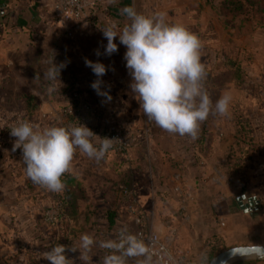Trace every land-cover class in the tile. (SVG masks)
<instances>
[{
  "label": "crops",
  "instance_id": "0c3cea01",
  "mask_svg": "<svg viewBox=\"0 0 264 264\" xmlns=\"http://www.w3.org/2000/svg\"><path fill=\"white\" fill-rule=\"evenodd\" d=\"M104 3L107 14H100V26L87 24L78 34L76 44L80 45V49L66 47L41 51L35 48L41 42L59 46L58 37L48 28L49 3L0 0V87L14 71L24 70L29 55L40 56V59L53 53L59 59L63 58L57 60L56 65H65L60 70L59 80L53 82L56 91L49 93L50 82L46 84L44 93L33 90L39 94L31 92L30 106H24L21 99L19 107L12 110L0 97V250L13 248L17 251L20 261L16 264H50L44 255L52 246L63 244L70 249L79 242L82 234H91L97 241L114 238L121 227H126L130 233L143 227L161 236H169L172 249L177 254L189 256L193 264H201L206 259L208 249L220 238L235 241L230 247L251 244L244 240V235L257 233L256 227L251 229L245 223L254 226L251 222L262 210V196L253 191L249 179L246 181L238 176L226 180L220 175L221 165L242 137L238 131L241 125L237 122H242L243 116L240 111L238 116L231 111L242 103L241 100H231L226 117L210 114L200 124L201 129L192 144L184 145V137L168 133L144 116L130 87L132 82L119 75V68L111 65L97 48H87L85 45L88 34L83 32L87 28L102 30L113 23L118 27L124 24L128 20L122 14L124 7L132 6L138 12L145 8L165 9L166 19L170 21L172 17L168 18V10L205 9L210 7L209 2L104 0ZM101 36V46L105 48L108 41L104 33ZM216 38L222 42V47L216 46L219 54L215 55L212 54L213 48H208L207 60L202 61L206 72L214 74L218 68L229 71L236 61V73L249 83L259 85V101L256 111L251 114L256 128L264 127V65L256 60L259 54V29L241 37L250 42L255 39L251 49H245V44L236 36L231 38L234 43L229 44L233 47L234 56L225 55L228 44L225 36H208L209 41ZM77 54L82 60H76ZM85 60L105 65L107 71L99 78L102 81L100 87L108 92L111 100L98 95L91 87L98 77L91 68L86 67ZM67 83L71 85V90L78 91L82 105L93 108L104 119H112L125 129L134 142L125 157L109 151L99 162L77 150L72 170L62 176L64 190L54 193L34 184L26 176L20 150H13L16 137L11 135V128L7 124L20 117L40 127L63 126V114L73 111L70 92L64 90ZM243 86H246V81L238 83L234 79L228 80L222 87L219 99L225 93L231 97H242ZM84 125L101 137L104 124L88 121ZM255 132L256 137L261 138L264 155V128L260 136L259 129ZM261 162L264 163L263 160ZM123 190H127L128 195H123ZM57 195L66 203L71 200L74 207L66 212L60 226L52 232L42 224L41 215L47 206L57 201ZM242 207L248 211L245 212ZM206 213L218 217L222 224L215 221L216 225L212 226L204 218ZM58 230L65 234L62 242L56 237ZM69 232L75 235L69 236ZM14 234L18 240L12 243ZM93 253V264H100L107 250L96 246ZM66 255L74 264H81L78 250L67 251ZM128 261L134 263L137 259L129 258Z\"/></svg>",
  "mask_w": 264,
  "mask_h": 264
},
{
  "label": "clouds",
  "instance_id": "9594fccd",
  "mask_svg": "<svg viewBox=\"0 0 264 264\" xmlns=\"http://www.w3.org/2000/svg\"><path fill=\"white\" fill-rule=\"evenodd\" d=\"M122 14L128 19L122 29L115 23L103 29L108 41L105 54L118 51L114 39L119 37L120 44L126 48L124 59L132 77L130 87L147 119L168 133L195 140L200 124L210 114L220 117L229 114L231 95L225 93L213 105L204 88L206 70L201 63L202 43L197 35L182 24H170L163 12L146 15L127 6L122 9ZM52 65L43 73L50 82L49 93L56 91L53 82L59 80L60 70L65 67L53 61ZM85 65L98 77L91 87L98 95L111 100L108 92L100 87L102 81L99 78L107 71L105 65L90 60H85ZM33 94L39 93L33 91ZM10 130L11 135L16 137L13 150L22 148L26 176L34 184L54 193L64 190L62 176L72 170L77 150L99 162L113 147V139L96 135L80 122L68 127H40L29 121H20ZM96 246L107 250L100 264H127L129 258H136L137 264H154L153 252L148 244L131 234L126 227H121L114 238L106 240L97 241L91 234H82L79 242L70 249L57 244L45 253L44 258L50 264H74L66 252L78 250L81 264H93ZM232 254L264 259V246L251 243L233 248ZM165 256L168 261L172 259L164 252L161 264ZM201 264H208V261L205 259Z\"/></svg>",
  "mask_w": 264,
  "mask_h": 264
},
{
  "label": "rangeland",
  "instance_id": "374dc122",
  "mask_svg": "<svg viewBox=\"0 0 264 264\" xmlns=\"http://www.w3.org/2000/svg\"><path fill=\"white\" fill-rule=\"evenodd\" d=\"M206 1L209 2V8L204 9L202 7H197L195 10H168L170 11V15L168 18L172 17L170 18L171 20L168 21L170 24H182L190 32L199 37L202 43L201 63L202 61L207 60L206 54L208 48L212 47V54L215 55V53L219 52L216 48L222 47V42H219L217 38L214 41H209V35H212V37L216 35L218 36V38H220L221 36H225L228 42L225 48V55L234 56L232 55L233 47H231V44H229L234 43V39L231 41V38L236 36V39L245 44V49L246 47H248L247 49H251L255 43V39H251L250 42L244 41V38L241 37H243V35L245 34L253 33L255 32V30L259 29V54H256V60L259 61L260 65H264V0ZM145 9H140L139 13H143L146 15L155 12L167 13V10L165 9ZM127 23L128 20L125 21V23L121 26L119 25L118 28L122 29ZM48 28L53 31L58 37L59 46L53 47L49 44L50 42H41L39 46L35 47L37 50L50 51L53 48L66 47H71L72 49H80V45L76 44V42H78V34L73 39H67L62 29L54 25H51ZM83 33H86V35L88 34V40L85 43L87 48H97V51H100L102 53V56L105 57V59L109 61L111 65L119 68V75L123 76L125 80L132 82V77L129 73V70L126 68V61L124 59L126 48L125 46L120 44L119 37H116L114 39V42L118 45V51L111 55H107L105 54V48L101 46V44L103 43V37L101 36V34L104 33L103 29L100 30L94 27H89ZM35 48L34 50H36ZM39 57L40 56L36 57L34 55H29L28 62L26 63L24 70L21 72L14 71L12 76L8 77V79L5 80L4 84L0 87V97L6 100L9 109L16 110L19 107V101L21 99H23V102L25 103L24 106H30V103H28V101L29 98L32 97L30 95L31 92L35 90L44 93L46 84L49 82L45 79L43 73L49 67L53 66L52 61L56 64L57 60H63V58L59 59V56L57 57L53 55V53L45 57L42 56L40 59ZM16 59L17 57L14 56V60ZM76 60H82L80 54H77ZM233 63L235 64L236 61H234ZM234 64L233 66H231L229 71H223L222 69L218 68L216 72H214V74H208L206 72V77L203 82L205 83L204 88L209 94L212 103L215 104L219 99L220 94L222 93L221 90L225 82L230 79H234L238 83H243L246 81V86H243L244 90L241 95L242 97H232L233 101L241 100L240 102H242L240 104L241 106L236 105L231 110L235 116H238L239 111L240 115L243 116V136L241 139V144H239V147H234L233 152L228 155V158L221 165L220 175H222V177L226 180H231L238 176H241V178L246 181L247 179H249L248 182L252 181L251 184H253V191L259 193V195L262 196V210L259 211V216L253 218L251 222L254 226H251L250 223H245V226L249 225L251 229L256 227L257 233H246L244 235V240L253 244H264V163L261 162V160L264 161V155L262 154L263 147L261 138L259 137L258 139L255 135V131L259 129L260 136V132L264 127H262L261 125L259 126V128H256V121L253 119L254 116L251 114L252 112L254 113L256 111L255 108L257 102L259 101V85L255 86V84L253 85L249 83L248 80L238 75L234 69ZM64 86V90L67 92L72 89L69 83ZM251 115L253 117H251ZM199 129H201V125ZM192 140L193 139H191L190 137L185 136L183 139V144H188V146H190L193 142ZM204 218L205 220L209 221L212 226L216 225L215 221H217L216 223H218L219 225L222 224V221L219 220L218 217L211 216L209 213H206V216L204 215ZM240 220L241 219H239L238 221ZM52 230L53 229H51V231ZM57 232L58 234L56 235V237H58V240L62 242L64 240L63 236L65 234L61 233L60 230H58ZM68 235L74 236L75 234L69 232ZM12 236L13 237H11V242L14 243L18 240V238L15 237V234ZM236 236L240 235L236 234ZM55 240L56 239H54V241ZM216 241H218L216 242V245H218V253L230 247V245L235 242L233 240L229 241L222 238ZM18 261H20V257L18 258L17 251H15L13 248H10V250L7 251L4 250L2 251V255L0 254V264H16L18 263ZM127 264H137V262L133 263L131 261H127ZM238 264H264V262H243Z\"/></svg>",
  "mask_w": 264,
  "mask_h": 264
},
{
  "label": "built area",
  "instance_id": "2783aa9c",
  "mask_svg": "<svg viewBox=\"0 0 264 264\" xmlns=\"http://www.w3.org/2000/svg\"><path fill=\"white\" fill-rule=\"evenodd\" d=\"M49 3V26L54 25L63 30L67 39H73L80 34L83 27L87 24H93L94 27L100 26L99 16L104 13L106 16L107 9L104 7V0H39ZM73 113L74 120H69L66 115L62 116V124L65 127L85 124L88 121H94L96 124H104L101 137L113 139V147L110 151L115 152L121 157H125L128 149L133 144L131 138L124 128L119 127L112 119H104L98 115L93 108L80 104L76 109L68 111ZM20 121H26L18 117L14 122L7 124L12 128ZM23 157L22 148H19ZM177 178V177H176ZM123 195H128L127 190L122 191ZM63 209L57 202L47 206L41 215L42 224L49 228H58L61 224ZM142 238L153 252L154 264H161V256L167 252L171 256V261L164 257L163 264H193L189 256L185 254H177L171 247V238L169 236H161L156 232L140 228L131 233ZM163 250V251H162ZM142 259V258H141Z\"/></svg>",
  "mask_w": 264,
  "mask_h": 264
},
{
  "label": "trees",
  "instance_id": "16d2710c",
  "mask_svg": "<svg viewBox=\"0 0 264 264\" xmlns=\"http://www.w3.org/2000/svg\"><path fill=\"white\" fill-rule=\"evenodd\" d=\"M70 97H71V101H72V108L73 110H76L80 104H81V98L79 96V93L77 90H70ZM32 98H29V101L28 103H30V100ZM66 117L69 119V120H74V116H73V113H69L68 111H66ZM237 124H240V128L238 129V131H240L241 134H243V129H242V122H240L238 120ZM243 136V135H242ZM242 139V137H241ZM241 139L239 140V142L236 143V147H239V144H241ZM68 196L70 197V194H68ZM57 203H59L63 209V214H62V217H64L66 215V212H68V210H73V202L70 200L68 203L64 202V199L61 198L59 195H57ZM113 215H111L110 213V218H112ZM63 220V218H62ZM62 220H61V223H62ZM217 248H218V245L216 244H213L207 251V256H206V260L209 261L212 257H214L218 251H217Z\"/></svg>",
  "mask_w": 264,
  "mask_h": 264
},
{
  "label": "water",
  "instance_id": "95a60500",
  "mask_svg": "<svg viewBox=\"0 0 264 264\" xmlns=\"http://www.w3.org/2000/svg\"><path fill=\"white\" fill-rule=\"evenodd\" d=\"M248 200L250 203H252L251 199ZM242 208L245 212L248 211L247 209H244V207ZM254 245L264 246V244H254ZM240 246H244V245L231 246L222 250L221 252L217 253L214 257H212L208 261V264H224V262H226V264H238L243 262H264V259H259L253 256L244 257L239 254L233 255L232 249Z\"/></svg>",
  "mask_w": 264,
  "mask_h": 264
}]
</instances>
